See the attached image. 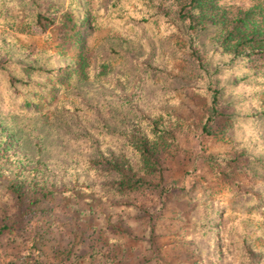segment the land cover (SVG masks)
Instances as JSON below:
<instances>
[{
  "label": "rangeland",
  "instance_id": "374dc122",
  "mask_svg": "<svg viewBox=\"0 0 264 264\" xmlns=\"http://www.w3.org/2000/svg\"><path fill=\"white\" fill-rule=\"evenodd\" d=\"M106 1L85 0L83 5L69 2L77 3L74 10L88 15L81 46L91 47L105 38H126V33L115 26L92 23L93 12L99 6L105 7ZM185 1L137 0L136 7L127 5L131 16L142 15L147 21L133 35V40L138 38L145 47L135 56L131 83L114 89L120 99L133 101L129 109L143 112V118H151L160 132L156 140L160 178L156 172L145 173L132 165L133 170L158 187L106 194L78 190L73 195L55 194L39 203V210L28 220L20 221L16 218L25 202H18L5 190L6 176L0 173V225L12 220L13 228L0 232V264H264V205L255 200L230 207V201L242 195L245 188L257 198L264 197L260 184L264 164L261 171L250 172L257 160L264 159V143L255 129L249 132L241 127L247 121L241 111L245 106L232 99L230 93L218 98L210 114L211 92L207 85L226 87L231 82L230 70L213 75L215 58L211 52L217 48L219 34L187 27L189 11ZM180 6L183 17L177 11ZM207 6L213 14L220 13L224 21L245 10L250 13L260 8L253 18L264 21V0H211ZM24 9L14 0L0 5V42L10 38L28 53L53 47L57 42L55 34L42 32ZM127 10L121 8L125 13ZM171 19L176 20V27L170 26ZM153 38L173 45L171 53L160 50L156 65L161 64L179 80L171 86L161 81L162 95L154 94L153 89L138 95L143 63L160 49ZM216 58L217 65L221 63L218 58L225 61L223 56ZM233 67L243 71L241 65ZM243 67L263 71L264 54H248ZM153 73V79L160 82L158 68ZM260 84H254V90H259L256 98L264 108V90L260 92L264 82ZM142 97L146 101L141 102ZM206 114L212 119L204 132L200 126ZM4 137L0 152L5 158L16 150L23 156H32L19 161L26 169L36 164L32 151L18 149L10 134ZM27 176L31 177L30 173ZM255 186L261 195L255 192ZM211 201L217 206L209 220L202 217V210L209 213ZM193 209L201 210L199 217ZM241 218L245 219V228L239 232L244 238L239 244L235 233L230 235V227Z\"/></svg>",
  "mask_w": 264,
  "mask_h": 264
},
{
  "label": "trees",
  "instance_id": "16d2710c",
  "mask_svg": "<svg viewBox=\"0 0 264 264\" xmlns=\"http://www.w3.org/2000/svg\"><path fill=\"white\" fill-rule=\"evenodd\" d=\"M7 1L10 0H0V5ZM14 1L25 7L29 20L42 32L52 31L57 37L53 47L36 48L33 53L17 47L10 38L8 42H0V144L5 140L4 134H10L18 149L36 155L34 162L37 164L26 169L19 161L32 159L30 154L23 156L14 150L5 158L0 152V173L6 176L5 190L18 202H25L16 219L28 220L39 210L36 208L39 203L55 194L73 195L76 190L106 194L141 187L156 189L158 185L143 178L132 165L145 173L156 172L160 178L156 157L160 132L151 118L145 119L140 110L128 108L132 100L120 99L114 92L116 87L123 89L124 84L131 83L135 56L145 47L138 38L133 40V35L141 25L146 26L147 21L142 15L131 16V7H127L128 4L136 7L137 0H107L105 7L99 6L93 12L92 23L115 26L126 33V38H105L91 47L80 45L88 15L74 10L78 2L83 5L85 0H39L41 4L35 0ZM71 1L77 3L70 5ZM210 1H185L189 11L187 27L215 30V34H219V43L211 54L215 61L217 56H223L225 61L218 58L220 65L214 61L213 75L216 77L222 70H230L231 82L226 87L217 89L207 85L211 92L210 114L215 111L218 98L230 93L232 99L242 101L245 106L241 111L247 121L240 126L250 129L249 132L255 129L256 136L264 143V108L256 98L259 90H254V84L264 82V70L257 72L243 67L248 54H264V24H259L264 21L253 18L261 9L250 13L245 10L224 21L220 13L211 12L207 6ZM122 7L128 9L127 13L121 11ZM181 9L180 6L177 11L183 17ZM170 26L176 27V20L171 19ZM153 39L160 49L143 63L144 77L136 91L138 95L152 89L154 94L162 95L164 85L161 81L166 80L171 86L179 80L161 64L156 65L160 62L156 60L160 50L171 53L173 45L162 38ZM236 64L241 65L243 71H237L233 67ZM156 68L160 82L153 79ZM114 75L121 78L115 79ZM142 101L146 100L142 97ZM211 119L212 116L205 115L200 126L204 132L208 131L206 125ZM257 161L251 173L262 169L264 159ZM260 177L264 188V173H260ZM254 189L258 193L259 187ZM241 194L232 203L230 201V207L255 200L264 205V197L257 198V194L247 188ZM208 205L210 211L203 209L202 217L210 220L217 205L212 201ZM193 211L200 216L201 210ZM244 220L237 219L230 227V235L235 233L239 244L244 240L239 234L245 228ZM11 221L0 225V232L13 231Z\"/></svg>",
  "mask_w": 264,
  "mask_h": 264
}]
</instances>
